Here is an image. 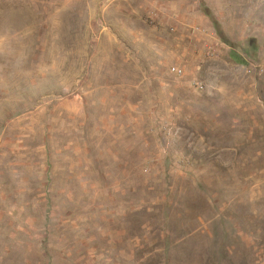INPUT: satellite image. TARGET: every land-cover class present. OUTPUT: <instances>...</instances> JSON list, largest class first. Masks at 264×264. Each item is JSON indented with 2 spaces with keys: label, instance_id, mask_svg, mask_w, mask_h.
<instances>
[{
  "label": "rangeland",
  "instance_id": "1",
  "mask_svg": "<svg viewBox=\"0 0 264 264\" xmlns=\"http://www.w3.org/2000/svg\"><path fill=\"white\" fill-rule=\"evenodd\" d=\"M0 264H264V0H0Z\"/></svg>",
  "mask_w": 264,
  "mask_h": 264
},
{
  "label": "trees",
  "instance_id": "2",
  "mask_svg": "<svg viewBox=\"0 0 264 264\" xmlns=\"http://www.w3.org/2000/svg\"><path fill=\"white\" fill-rule=\"evenodd\" d=\"M232 59H233L236 63L241 64V65H244V63H243L242 61H240L239 59H237V58H235V57H233V56H232Z\"/></svg>",
  "mask_w": 264,
  "mask_h": 264
}]
</instances>
